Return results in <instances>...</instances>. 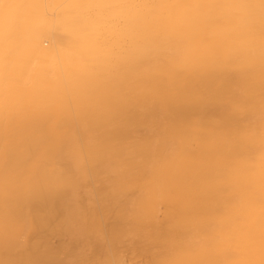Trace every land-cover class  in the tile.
<instances>
[{"label":"clouds","instance_id":"1","mask_svg":"<svg viewBox=\"0 0 264 264\" xmlns=\"http://www.w3.org/2000/svg\"><path fill=\"white\" fill-rule=\"evenodd\" d=\"M0 264H264V0H0Z\"/></svg>","mask_w":264,"mask_h":264}]
</instances>
